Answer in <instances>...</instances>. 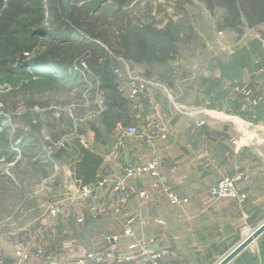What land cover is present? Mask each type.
Listing matches in <instances>:
<instances>
[{"label":"rangeland","instance_id":"obj_1","mask_svg":"<svg viewBox=\"0 0 264 264\" xmlns=\"http://www.w3.org/2000/svg\"><path fill=\"white\" fill-rule=\"evenodd\" d=\"M231 2L81 0L74 6L66 0H0V36L9 39V48H14L18 37L15 22L23 21L24 29L43 28L33 49L17 55V62L6 65L4 71L0 63V260L4 264L12 258L14 244L28 241L32 232L22 230L31 223L29 220L16 222V208L19 205L35 208L32 215L35 227L34 219L47 218L46 205L57 202L50 196L49 187L53 184L58 188V180L64 173L70 180L76 178L78 164L85 157L83 149L99 157L102 164L126 129L136 125L123 114L121 121L125 123L114 127L103 120L108 109L107 91L90 68L87 56L76 48L81 41H94L107 51L109 68L121 94L123 84H128L125 76L132 73L162 82L173 89L179 101L191 106L196 87L206 86L201 77L221 76L223 68L235 66L248 72L253 66L251 61L244 65L239 61L250 51L255 52L259 44L264 45V21L255 23L257 17L250 4L235 0L238 16L228 25L233 11ZM59 15L66 24L68 20L77 27V32L71 35L76 38L69 39L73 47L57 41L61 37L50 35L60 24L55 18ZM244 29L254 30L246 45L240 43ZM147 30L162 32L170 43L159 44L144 37ZM261 48L264 52V46ZM51 49L61 59L73 61L67 72L78 75V82L68 85L64 77L57 75L60 81L51 80L44 65L36 66L37 57ZM205 102L193 106H205ZM130 103L131 114L137 108ZM48 157L55 160L59 171L44 161ZM44 181H49L50 186L47 182L42 187ZM67 185L68 179L63 187ZM35 188L37 193L32 192Z\"/></svg>","mask_w":264,"mask_h":264},{"label":"crops","instance_id":"obj_2","mask_svg":"<svg viewBox=\"0 0 264 264\" xmlns=\"http://www.w3.org/2000/svg\"><path fill=\"white\" fill-rule=\"evenodd\" d=\"M243 31L240 38L243 41L239 42L246 45L254 30ZM263 46L259 44L256 53L248 50L251 54H245L239 61L241 65L251 61L253 66L248 72L235 66L223 68L221 76L201 77L206 86L196 87L193 105H204L208 99L206 114L191 118L174 113L162 89L142 96L139 108L131 113L138 135L126 137L120 147L116 141L97 173L125 181L128 186L125 207L114 212L116 199L108 186L96 196L69 207L55 227L39 239L46 254L71 259L79 250L103 247L106 235L123 232L126 216L130 215L134 218V232L122 240L120 248L127 253L130 244L138 246L136 258L124 264H139L141 247L150 252L168 250L161 264H217L247 238L246 227L252 232L260 227L264 223V144L250 146L244 140L234 144L233 139L240 135L234 122L253 123V128L264 133V99L258 107L251 108L241 95L232 91V85L248 81L264 94ZM123 89L127 98L126 83ZM169 90L172 93L173 89ZM200 121L205 123L199 125ZM162 123L167 126L166 138L155 134ZM155 159L159 161V177L124 176L125 166ZM236 174L241 176L239 189L247 195L245 201L217 200L210 196L213 184ZM61 177L58 188L49 183L48 189L50 196L60 203L63 202L60 192L75 187L72 177L70 180L65 173ZM161 186L188 201L171 203ZM36 188L32 192L37 193ZM143 191L147 197H141ZM34 220L38 226L39 218ZM228 264H264V232Z\"/></svg>","mask_w":264,"mask_h":264},{"label":"built area","instance_id":"obj_3","mask_svg":"<svg viewBox=\"0 0 264 264\" xmlns=\"http://www.w3.org/2000/svg\"><path fill=\"white\" fill-rule=\"evenodd\" d=\"M250 31V29H248ZM248 31L246 35L249 36ZM129 71V69H128ZM115 73L121 76L119 70H115ZM125 79L128 80L129 93L127 99L133 104L135 108H139V100L142 96H150V94L156 89H162L169 100L170 105L174 113L185 117L195 118L202 114L207 113V106L210 101L208 99L205 102V106H189L188 104L179 101L173 93L166 87L165 84L156 79H146L130 73ZM125 93V89H123ZM232 91L239 94L247 102L251 108L258 107L264 99V94L260 92L258 87H253L247 82H234L232 85ZM235 119V118H234ZM205 121H200L198 124L202 125ZM240 135L238 138L233 139V143L237 144L239 141L244 140V143H248L250 146H260L264 144V133L263 130L253 128V123L245 122H234ZM155 131V134L161 138H166L168 131L167 126L162 123L159 124ZM139 131L137 126H130L126 129L125 135L119 139L118 147L123 145L126 137L136 136ZM45 162L52 164L56 171L59 169L56 166L54 159L48 157L44 159ZM125 177H137L140 175H150L152 177H159V161L157 159L148 162L146 164H130L124 167ZM72 176V173H69ZM74 189H64L60 194L67 203H49L46 205L48 216L47 218H41L38 226H32V215L35 212V208H26L24 205H19L16 208V215L18 218L15 219L19 222L22 219H27L31 223L25 224L22 228L24 231L32 230L29 234L28 241L16 242L13 246V257L9 264H124L131 262L136 258L135 250L138 245L130 244L128 246V252L123 253L121 251V242L124 238L131 237L134 232V218H126L124 223L122 234H110L105 236L106 244L103 247L94 249H83L76 252V255L71 259L69 258H54L46 254L44 247L39 243V239L48 233L49 230L53 229L60 219V217L67 211L69 207L81 204L82 201L87 200L90 197L96 196L101 189L108 186L114 192L116 199L115 210L120 212L125 207L128 201V186L125 181L121 178L108 175L105 178L101 177L95 182L84 183L79 178H73ZM241 176L239 174L233 176H225L218 180L210 188V196L213 199H237L245 201L247 195L242 193L239 189V181ZM49 184V181H44V184ZM163 191L169 196L171 203L180 204L188 201L186 198H181L174 191L168 187L161 186ZM141 197H147L145 191L140 193ZM33 197V194H32ZM83 219L80 218L81 222ZM247 237L253 232L245 228ZM169 254L168 250H162L160 252H150L146 247L140 249V262L139 264H161L162 260ZM0 264H4L3 260H0Z\"/></svg>","mask_w":264,"mask_h":264},{"label":"trees","instance_id":"obj_4","mask_svg":"<svg viewBox=\"0 0 264 264\" xmlns=\"http://www.w3.org/2000/svg\"><path fill=\"white\" fill-rule=\"evenodd\" d=\"M66 1L74 6H77V3L80 2L81 0H66ZM242 1L246 4L251 5V11L253 15L257 17L255 23L264 21V0H241V2ZM230 5L233 11H231L229 14L230 18L228 20V25H231L232 21L238 16L236 11V6L238 4L235 2V0H233V2L230 3ZM55 18L58 19L57 22H59L60 24L58 28L52 29L50 31V35L54 37L57 36L61 37L57 41L59 42L62 41L64 43H67L68 47H73V45L71 44L73 41H71V43L69 44L70 42L69 39L70 37L73 39L76 38V36H71V35L74 32H77L76 31L77 27L69 23L68 20L66 24V21H64L65 19L62 15L55 16ZM23 24H24L23 21L15 22V26L17 30L16 33L18 37L15 39L14 48L11 49L7 46L8 45L7 42H9V39L6 36H2V37L0 36V63H1V70L3 71L6 65L14 64L15 62H17V57H19L17 55L21 54L24 51H29L33 49V47L41 37V35L38 33L42 32L43 28L41 27L37 28V26H35V29L33 28L24 29ZM144 34H145L144 37L147 38L151 37L159 44L170 43L168 38L164 36L162 32L147 30V32L146 33L144 32ZM14 35L16 34L14 33ZM172 47L174 46L172 45ZM76 48L82 51L85 56H87L90 68L94 71V73H96L100 77L101 86L103 87V89L107 91L108 109L104 113L103 120L112 124L113 127L116 124L123 122L121 121L122 114L123 117L126 116L127 120H130V122L133 121V117L129 113L130 101L123 95V93L121 94L117 88V85L114 81V76L109 68L110 62L107 51L100 44H97L94 41L88 39L87 40L83 39V41H81L80 43V46H77ZM175 49L171 52H174ZM35 61H38L36 62V66L41 64L44 65L43 67H46L47 70L46 75L51 80L60 81L58 80V77H64V81L68 85H70L71 82L73 81L78 82L77 81L78 75L72 76V74L67 72V69H69L73 65V61L68 59L67 60L61 59L58 56V52L55 51L54 49L47 51L46 54L44 55H39ZM83 152L85 154V157L82 163L78 164V171L75 172L77 173L75 175L77 178L81 179L85 183H88V181L93 179L95 180L91 182H95L99 178V176H97V173L100 168L99 166L101 165V160L99 157H97L93 153H90L86 149H83Z\"/></svg>","mask_w":264,"mask_h":264},{"label":"water","instance_id":"obj_5","mask_svg":"<svg viewBox=\"0 0 264 264\" xmlns=\"http://www.w3.org/2000/svg\"><path fill=\"white\" fill-rule=\"evenodd\" d=\"M264 232V223L258 227L250 236H248L242 243L234 248L229 254H227L217 264H228L230 263L241 251L247 248L256 238H258Z\"/></svg>","mask_w":264,"mask_h":264}]
</instances>
